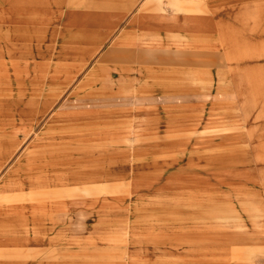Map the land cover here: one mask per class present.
I'll use <instances>...</instances> for the list:
<instances>
[{
	"label": "rangeland",
	"instance_id": "rangeland-1",
	"mask_svg": "<svg viewBox=\"0 0 264 264\" xmlns=\"http://www.w3.org/2000/svg\"><path fill=\"white\" fill-rule=\"evenodd\" d=\"M174 1L0 0V264H264V0Z\"/></svg>",
	"mask_w": 264,
	"mask_h": 264
},
{
	"label": "crops",
	"instance_id": "crops-1",
	"mask_svg": "<svg viewBox=\"0 0 264 264\" xmlns=\"http://www.w3.org/2000/svg\"><path fill=\"white\" fill-rule=\"evenodd\" d=\"M118 2L117 6H118V15L120 14V9L122 10V12L124 14H127L125 11H131L133 10L137 5V1L138 0H126L125 2L124 1H121V0H116ZM195 0H175L174 2H172L171 4H169V7H166L164 6V8L160 7V5L155 9V11H158L160 12L161 14L163 15H167V14H172L173 16L177 17L178 19H181V21L179 22H176L175 24H172L174 27H178V28H182L183 26L185 25H190V26H193L195 24L198 23L197 21V17H196V14L198 13H204V11H202L201 9V5L200 4H194ZM197 2L199 1H203V0H196ZM166 5V4H165ZM149 12L151 11L150 10V7H143L142 10L140 12H138L135 17V21H137V18L138 16L140 15V13L142 12ZM122 13V14H123ZM130 14V13H129ZM106 15V14H105ZM151 15H155L154 12H151ZM188 15V16H186ZM102 17L101 20H100V27L101 25L105 26V24L108 22L107 19L105 20L104 19V15L102 14L101 15ZM90 17V13L88 12H85V13H80L78 14V17L76 20H82L83 18H85L88 22H89V18ZM185 17H188L190 18V20L188 22H182V19L185 18ZM92 18H95V17H92ZM98 18V17H96ZM96 22L98 23L97 20H93L92 23L94 25H96ZM185 23V24H184ZM90 25V23H88L87 25H83V26H88ZM141 23H136L135 26H137L138 28L140 27ZM162 25H169V24H165V22L162 23ZM136 31H143L145 29H137L135 28ZM67 149H65V151H67ZM61 162V161H59ZM64 163H67L65 161H63L62 164ZM59 163H56V162H53V161H49L47 163H44V162H41V164H37V165H31V162H22V165L17 169L16 173L13 175L15 177V179H18V180H21L20 182H22L23 186L21 188H24V186L27 188L29 185V183H25L24 184V181H30V183H34V182H37V181H40V180H44L45 176L47 177H50V175L52 174H55L56 171H58L59 173H61L60 169H57L56 166L58 165ZM57 172V173H58ZM46 173V174H45ZM34 185V184H33ZM29 188V187H28ZM34 188V186H33ZM37 188H43V186H38ZM22 192H24V189H22ZM34 193H39V192H34ZM33 194V193H31ZM31 196V195H30ZM25 197V194L24 193H20L19 195L15 196L13 198V196H8V197H5L4 199H9L8 200H5L3 204H18V203H21V199H23ZM19 198V199H18ZM31 201L34 202V203H40V202H45L44 200L45 199H41V198H36L34 199L32 196H31ZM24 201H22V204H23ZM53 202V201H52ZM53 204V203H51ZM20 243V242H19ZM22 243V242H21Z\"/></svg>",
	"mask_w": 264,
	"mask_h": 264
}]
</instances>
